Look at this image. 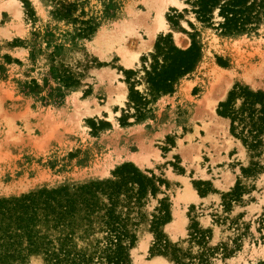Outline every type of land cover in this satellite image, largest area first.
Instances as JSON below:
<instances>
[{"label": "rangeland", "instance_id": "obj_1", "mask_svg": "<svg viewBox=\"0 0 264 264\" xmlns=\"http://www.w3.org/2000/svg\"><path fill=\"white\" fill-rule=\"evenodd\" d=\"M183 7V0H0V197L104 179L129 162L166 182L141 208L127 249L130 264H173L148 252L149 219L162 197L169 219L159 230L170 243L187 246L188 216L194 217L211 229L209 246L226 242L231 248V239L242 233L238 248L227 257L211 256L212 264H264V235L255 223L264 211V131L259 154L250 157L215 112L234 83L264 92V16L252 31L228 33L196 21ZM177 13L175 25L166 20ZM167 33L179 47L193 38L199 56L171 92L152 96L141 79L140 57H148L156 37ZM232 59L240 62L237 67L245 64L221 89L215 75L231 67ZM120 69L134 70L135 89L149 99L142 118L127 117L125 124L120 116L132 109ZM102 137L114 139L121 150L142 151L143 164L122 158L101 174L89 173V153L100 148ZM249 161L262 169L244 176L239 168ZM236 179L246 193L223 215L238 230L210 217L221 213L220 193ZM196 181H208L213 191L199 196ZM27 264L41 261L31 257Z\"/></svg>", "mask_w": 264, "mask_h": 264}, {"label": "trees", "instance_id": "obj_2", "mask_svg": "<svg viewBox=\"0 0 264 264\" xmlns=\"http://www.w3.org/2000/svg\"><path fill=\"white\" fill-rule=\"evenodd\" d=\"M183 3L182 11L192 13L196 21L228 33L252 31L264 16V0H183ZM179 16V13L172 17L165 15L172 25ZM198 56L199 47L193 38L179 47L172 43L169 33L158 35L148 57H140L141 79L148 93L153 96L171 92L175 81L192 70ZM120 71L127 84L126 105L132 109L130 114L127 110L120 116L124 117L119 119L121 124H125L127 117L142 118L149 99L135 89L139 80L131 79L134 70ZM215 112L227 120L228 133L240 141L249 156H257L264 131V92L234 83L217 102ZM261 169L256 161L239 168L244 176H253ZM144 171L123 162L104 179L70 187H39L0 197V264H27L31 257H38L41 264H130L127 249L135 241L134 229L143 216L145 199L148 195L154 197L158 185H166L163 179ZM193 186L199 196L213 191L208 181H196ZM243 193L246 188L238 179L228 191L221 192L218 204L221 213H210L212 223L228 221L231 229L238 230L237 223L223 213L227 214ZM188 218L187 246L170 243L159 230L169 219L168 203L166 198L158 199L149 219L152 234L149 254L162 255L173 264H212L211 256L218 253L227 257L238 248L241 232L231 239V248L226 242L209 246L211 229L201 227L194 217ZM255 223L257 231L264 235V211L255 218Z\"/></svg>", "mask_w": 264, "mask_h": 264}, {"label": "bare ground", "instance_id": "obj_3", "mask_svg": "<svg viewBox=\"0 0 264 264\" xmlns=\"http://www.w3.org/2000/svg\"><path fill=\"white\" fill-rule=\"evenodd\" d=\"M164 18H160V22L164 23ZM223 47V46H222ZM226 47V46H225ZM227 49V48H226ZM225 49V50H226ZM204 50V49H203ZM224 48L221 49V51H225ZM231 57V56H230ZM245 59L246 56H245ZM240 60V59H239ZM243 62H245L244 60H242ZM250 61V59H249ZM240 63V62H239ZM237 62V60L232 59L231 62V67H229L227 70H220L216 73L215 75V79L216 81H220V83H222V85L220 86V88H225L226 86L229 85L231 78H233L234 76L237 78L236 73V68H238L239 66L241 67L242 65H239L237 67V64H239ZM243 64V63H242ZM245 64V63H244ZM243 64V66H244ZM248 64V63H247ZM253 63H249V65H252ZM242 66V68H243ZM246 66V65H245ZM256 66V65H255ZM249 67V66H248ZM258 67V64L257 66ZM255 68V67H254ZM253 68V69H254ZM215 69V68H214ZM217 69V68H216ZM236 69V70H235ZM239 69V68H238ZM250 69V67L248 68ZM253 69H250V71H253ZM256 69V68H255ZM216 71V70H215ZM242 71V70H241ZM244 71V70H243ZM247 71V70H246ZM249 71V70H248ZM235 72V73H234ZM257 72V69H256ZM242 73V72H240ZM255 73V71L252 72V74ZM212 75V74H211ZM214 75V74H213ZM243 76V75H242ZM260 76V75H259ZM214 77V76H213ZM241 78V77H240ZM257 78V77H256ZM214 79V78H213ZM242 79V78H241ZM244 79V77H243ZM249 79V78H246ZM217 83V82H216ZM220 85V84H219ZM219 88V87H218ZM227 88V87H226ZM221 93V92H220ZM122 136V134L120 135ZM94 141V140H93ZM124 141V140H123ZM119 142V141H118ZM121 142V141H120ZM92 143V142H91ZM97 143H99L101 146L99 149H94L89 153L88 156V166L89 168L87 169V171H91L89 173H100L105 169V167L109 164H111L112 162L118 160V159H128L133 161L135 164L137 165H142L143 161H144V157H143V153L142 151H131V150H121L119 148H117L115 146L116 141L114 139H108L106 137H102L99 138ZM88 144V143H87ZM92 145V144H91ZM93 147V145H92ZM91 147V148H92ZM119 147V146H118ZM86 148V147H85ZM87 149V148H86ZM88 150V149H87ZM121 150V151H120ZM88 152V151H87ZM141 167V166H140ZM84 169H82L81 171H83ZM80 171V172H81ZM83 173V172H82ZM98 175V174H97ZM82 176V175H81Z\"/></svg>", "mask_w": 264, "mask_h": 264}]
</instances>
